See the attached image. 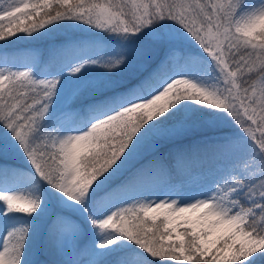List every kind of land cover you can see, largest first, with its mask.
I'll return each instance as SVG.
<instances>
[{
  "label": "snow or ice",
  "instance_id": "6c2138e0",
  "mask_svg": "<svg viewBox=\"0 0 264 264\" xmlns=\"http://www.w3.org/2000/svg\"><path fill=\"white\" fill-rule=\"evenodd\" d=\"M0 57V264H264V0H0Z\"/></svg>",
  "mask_w": 264,
  "mask_h": 264
},
{
  "label": "rangeland",
  "instance_id": "374dc122",
  "mask_svg": "<svg viewBox=\"0 0 264 264\" xmlns=\"http://www.w3.org/2000/svg\"><path fill=\"white\" fill-rule=\"evenodd\" d=\"M25 23L27 24L29 22H25ZM70 31L71 30L60 31L56 35L58 37H64V36L68 35ZM21 35H23V34H21ZM77 35H82V36L87 37L89 35V33L77 32ZM52 41H53V37L48 36V35H45V36H43L37 40H32L30 38H26V40L22 39V40L14 43V44H11V45H14V49H12L11 51L19 52L20 54H24V53L32 54L36 57L37 61L39 62L41 60V58L47 57L48 49L50 48ZM0 60H2V57H0ZM163 151H165V150H163ZM208 169H209V166L203 167L202 169H199V170H192V171H190V173H185V172L184 173H178L175 175V177L171 178V180L174 183L183 182L185 184V186L188 188H195V187H198V185H194L191 182L192 178L198 177V175L201 172L207 173ZM43 223L44 222L42 221V223H41L42 228H43ZM45 254H46V252H45ZM64 257H66L67 259H71V256H68V255H64ZM41 262H45V260L42 258Z\"/></svg>",
  "mask_w": 264,
  "mask_h": 264
},
{
  "label": "trees",
  "instance_id": "16d2710c",
  "mask_svg": "<svg viewBox=\"0 0 264 264\" xmlns=\"http://www.w3.org/2000/svg\"><path fill=\"white\" fill-rule=\"evenodd\" d=\"M8 47L10 50L14 49V47L12 45H9ZM165 163L171 169V178L174 177L179 171H190L192 169H195L196 167L205 166V165L209 164V162L207 160H203V159H201V160L191 159V160L177 161L176 159H173V158H166ZM172 164L175 165V168L172 167ZM165 179H167V177H165ZM38 249H39V251L37 252V255L34 258L39 260V261H41L42 258L45 261H48L51 259L67 260V258L64 256L53 257L48 253V251L46 250V246L44 244L43 232H41L40 238L38 240ZM45 252H46V254H45ZM71 258H80V259L87 260V259H89V256L86 252H84L79 257H72L71 256Z\"/></svg>",
  "mask_w": 264,
  "mask_h": 264
}]
</instances>
